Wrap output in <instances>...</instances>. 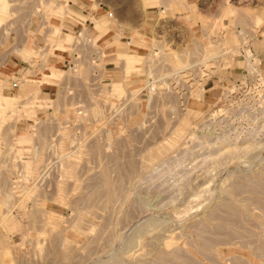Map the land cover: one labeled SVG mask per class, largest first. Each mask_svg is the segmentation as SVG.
Segmentation results:
<instances>
[{"label":"rangeland","instance_id":"obj_1","mask_svg":"<svg viewBox=\"0 0 264 264\" xmlns=\"http://www.w3.org/2000/svg\"><path fill=\"white\" fill-rule=\"evenodd\" d=\"M91 1L117 50L0 75V264H264V0Z\"/></svg>","mask_w":264,"mask_h":264},{"label":"crops","instance_id":"obj_2","mask_svg":"<svg viewBox=\"0 0 264 264\" xmlns=\"http://www.w3.org/2000/svg\"><path fill=\"white\" fill-rule=\"evenodd\" d=\"M64 10L66 6L69 7L70 14L59 13L58 7L54 8L53 13L45 8L39 9V11H34L29 13L25 18V23L20 28H16L15 32L7 38V46L0 50V56L5 53L6 60L0 61V75L5 78H21V75H27L34 80H39L40 69L34 71L33 66L21 58V53L25 51H35L39 48L40 57L37 58L35 63L44 68L60 69V67H65L74 60L77 62L87 61L90 55L98 51L99 49L94 48L95 43H98L99 48L102 50L103 54H110L114 49L117 50L116 45H110L113 42V38L117 35V29L125 31L124 27H119V22L122 20L121 17H112L109 12L105 11L104 6H100L103 9V13H97L93 9V3L91 0H67L66 3L62 4ZM137 9H141L139 5ZM100 14V15H99ZM99 15V16H98ZM98 16L97 23L102 28H106L103 34L99 35V31L96 24L92 25V18ZM21 18H12L13 25H21L19 22ZM99 21V22H98ZM43 27V33L42 27ZM45 25H52L56 28H60L61 37L59 40V45L62 48L54 47L53 51L49 52V48L46 47V36L49 35ZM78 33H85L87 39L90 40L89 44L76 46L66 42V36H74ZM113 33V34H112ZM98 36L96 41H93L92 37ZM36 52V51H35ZM105 56V54H104ZM102 55L99 60L102 59ZM37 78V79H36Z\"/></svg>","mask_w":264,"mask_h":264},{"label":"built area","instance_id":"obj_3","mask_svg":"<svg viewBox=\"0 0 264 264\" xmlns=\"http://www.w3.org/2000/svg\"><path fill=\"white\" fill-rule=\"evenodd\" d=\"M80 34H82L83 35V33H78V36L80 35ZM84 38H86V39H84ZM84 38H82L81 40V42L82 43H84V41H85V44H89L88 42H90V40L89 39H87V37H84ZM101 55H99L98 54V51H95V52H93L91 55H90V57H89V60H91V62L92 63H96V62H98L99 61V57H100ZM72 62L69 64V66L70 67H72Z\"/></svg>","mask_w":264,"mask_h":264}]
</instances>
